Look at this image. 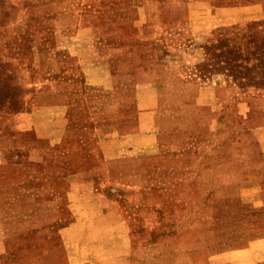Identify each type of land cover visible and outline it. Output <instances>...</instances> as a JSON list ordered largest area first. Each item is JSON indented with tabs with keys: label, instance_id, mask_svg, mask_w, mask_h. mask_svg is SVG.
Masks as SVG:
<instances>
[{
	"label": "rangeland",
	"instance_id": "1",
	"mask_svg": "<svg viewBox=\"0 0 264 264\" xmlns=\"http://www.w3.org/2000/svg\"><path fill=\"white\" fill-rule=\"evenodd\" d=\"M226 48L264 81V0H0V264H264V88Z\"/></svg>",
	"mask_w": 264,
	"mask_h": 264
},
{
	"label": "trees",
	"instance_id": "2",
	"mask_svg": "<svg viewBox=\"0 0 264 264\" xmlns=\"http://www.w3.org/2000/svg\"><path fill=\"white\" fill-rule=\"evenodd\" d=\"M213 59L217 61L215 65L210 66L212 69H215L222 72V74L227 77L232 78L234 81H237L242 86H256L264 88V81H256V70L254 68H250L248 66L240 65L238 61H240L241 57L239 52L235 49L226 48L222 49L219 54H211ZM208 64H203L205 71L211 72ZM260 74H262V78H264V68L260 69ZM259 76V75H258Z\"/></svg>",
	"mask_w": 264,
	"mask_h": 264
},
{
	"label": "crops",
	"instance_id": "3",
	"mask_svg": "<svg viewBox=\"0 0 264 264\" xmlns=\"http://www.w3.org/2000/svg\"><path fill=\"white\" fill-rule=\"evenodd\" d=\"M152 133H153V131H152ZM152 133L149 132L148 134H142V135L139 136V138H134V137L133 138H129V141H125L123 143L121 141H119L120 143L123 144V145H120L121 146L120 150H121V148H123V150L125 151L128 146H129V148L136 147L135 149L139 150L141 152H144V151H146L147 149H150V148L154 149V146H155V143L157 142V139H156V135H154V133L153 134ZM183 184L186 185L185 183H177L174 186H175V188L185 187ZM189 184H190L189 187H191V185L194 184V182L191 181L190 183H188V185ZM164 191L167 192L168 190L165 189ZM207 220H209V217H207ZM207 222L210 223V220L207 221Z\"/></svg>",
	"mask_w": 264,
	"mask_h": 264
}]
</instances>
